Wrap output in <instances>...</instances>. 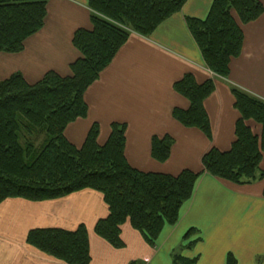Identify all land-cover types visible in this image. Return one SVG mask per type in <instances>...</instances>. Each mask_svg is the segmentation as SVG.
Masks as SVG:
<instances>
[{
    "label": "crops",
    "instance_id": "0c3cea01",
    "mask_svg": "<svg viewBox=\"0 0 264 264\" xmlns=\"http://www.w3.org/2000/svg\"><path fill=\"white\" fill-rule=\"evenodd\" d=\"M264 6V0H260ZM213 0H186L182 9L163 21L148 36L132 32L113 61L85 92L88 112L65 129L66 138L81 147L93 123H98V143L105 144L113 122L125 123V154L134 168L178 175L189 169L203 171L202 158L212 146L221 151L236 139L240 112L232 85L264 99V11L241 25L243 48L230 62L228 77L213 73L191 34L187 18L205 19ZM89 0H49L43 27L29 36L17 53L0 52V81L20 72L29 83L48 71L72 74L70 64L79 56L72 39L79 28L91 29ZM186 73L197 82L212 79L213 93L204 101L212 138L196 127H186L173 117L174 108L188 109L190 101L175 91L174 83ZM256 133L261 126L249 121ZM173 138L171 155L158 161L151 154L153 136ZM264 172V156L260 165ZM109 214L103 194L85 188L68 195L32 201L7 198L0 203V264H68L27 243L30 230L89 232L90 264H174L179 253L195 264H264V177L236 184L207 171L196 181L191 198L181 207L175 224H166L151 245L129 221L121 226L124 246L114 247L95 232L96 223ZM195 231L185 238L186 233ZM189 240H197L191 247Z\"/></svg>",
    "mask_w": 264,
    "mask_h": 264
},
{
    "label": "trees",
    "instance_id": "16d2710c",
    "mask_svg": "<svg viewBox=\"0 0 264 264\" xmlns=\"http://www.w3.org/2000/svg\"><path fill=\"white\" fill-rule=\"evenodd\" d=\"M48 1L0 0V52L17 53L24 48L25 40L43 27ZM185 2L89 0L92 28H79L73 35L72 42L80 56L70 64L71 75L48 71L39 81L29 83L15 72L0 81V203L15 197L42 201L92 188L103 194L109 208L107 217L95 225L100 237L114 247H123L121 226L129 221L154 245L164 226L178 221L181 207L191 198L202 172L236 184L264 177L260 168L264 156V99L234 85V105L240 112L236 139L227 151L212 146L202 158L201 172L185 169L171 175L132 167L125 154V123L113 122L103 145L98 143V123L92 124L81 147L65 136L68 124L87 115L85 92L113 61L130 34L150 35L179 12ZM263 11L260 0H213L205 19L187 18L189 30L213 73L229 76L230 62L243 48L244 32L239 22L254 21ZM174 89L190 101V106L174 108L173 117L186 127L200 129L211 139L204 101L215 89L213 80L199 83L194 74L186 73L174 83ZM249 121L261 126L260 133ZM172 144L170 135L153 136V158L166 161ZM194 231L190 229L185 238L188 240ZM196 241L189 240L187 246ZM27 243L68 264L91 262L85 225L75 230L32 229ZM195 263V258L179 253L174 256V264ZM228 264H236L232 255Z\"/></svg>",
    "mask_w": 264,
    "mask_h": 264
},
{
    "label": "rangeland",
    "instance_id": "374dc122",
    "mask_svg": "<svg viewBox=\"0 0 264 264\" xmlns=\"http://www.w3.org/2000/svg\"><path fill=\"white\" fill-rule=\"evenodd\" d=\"M235 15V17H237V15L236 14H234ZM238 18V17H237ZM239 24H241L242 25V23H240L239 22ZM41 140V139H40ZM40 140L38 141V143L40 142ZM145 264H149V263H145Z\"/></svg>",
    "mask_w": 264,
    "mask_h": 264
}]
</instances>
